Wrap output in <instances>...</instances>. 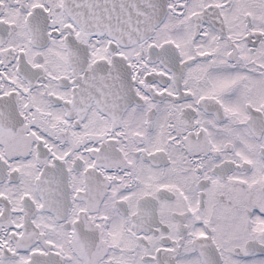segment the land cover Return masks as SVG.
Here are the masks:
<instances>
[{
  "label": "snow or ice",
  "instance_id": "snow-or-ice-1",
  "mask_svg": "<svg viewBox=\"0 0 264 264\" xmlns=\"http://www.w3.org/2000/svg\"><path fill=\"white\" fill-rule=\"evenodd\" d=\"M0 264H264V0H0Z\"/></svg>",
  "mask_w": 264,
  "mask_h": 264
}]
</instances>
